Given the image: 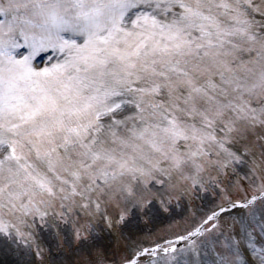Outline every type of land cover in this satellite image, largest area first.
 I'll use <instances>...</instances> for the list:
<instances>
[{"label":"snow or ice","instance_id":"1","mask_svg":"<svg viewBox=\"0 0 264 264\" xmlns=\"http://www.w3.org/2000/svg\"><path fill=\"white\" fill-rule=\"evenodd\" d=\"M0 264H264V0H0Z\"/></svg>","mask_w":264,"mask_h":264}]
</instances>
